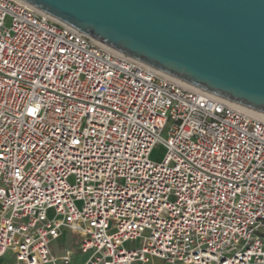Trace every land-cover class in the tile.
<instances>
[{
    "label": "built area",
    "instance_id": "built-area-1",
    "mask_svg": "<svg viewBox=\"0 0 264 264\" xmlns=\"http://www.w3.org/2000/svg\"><path fill=\"white\" fill-rule=\"evenodd\" d=\"M245 108L0 0V264H264Z\"/></svg>",
    "mask_w": 264,
    "mask_h": 264
},
{
    "label": "water",
    "instance_id": "water-1",
    "mask_svg": "<svg viewBox=\"0 0 264 264\" xmlns=\"http://www.w3.org/2000/svg\"><path fill=\"white\" fill-rule=\"evenodd\" d=\"M194 87L264 114V0H22Z\"/></svg>",
    "mask_w": 264,
    "mask_h": 264
},
{
    "label": "rangeland",
    "instance_id": "rangeland-1",
    "mask_svg": "<svg viewBox=\"0 0 264 264\" xmlns=\"http://www.w3.org/2000/svg\"><path fill=\"white\" fill-rule=\"evenodd\" d=\"M162 156H163V147L162 146H158L155 149L154 154L152 155V159L159 160ZM70 238H71V236H68V238H67V240L69 239V242H71ZM63 242H65V240ZM69 242H67L66 246L69 245ZM59 244H60V240H57V241L53 242L52 245H51L53 250H54V252H55V254H57V255L63 254V252L58 247ZM68 247H71V245L68 246ZM79 255H80L79 257L81 259L80 262H83L86 259V255H83V254L81 255L80 253H79ZM137 264H140V263H137ZM147 264H169V263L166 262V261L154 258V259H151L150 262H148Z\"/></svg>",
    "mask_w": 264,
    "mask_h": 264
},
{
    "label": "bare ground",
    "instance_id": "bare-ground-1",
    "mask_svg": "<svg viewBox=\"0 0 264 264\" xmlns=\"http://www.w3.org/2000/svg\"><path fill=\"white\" fill-rule=\"evenodd\" d=\"M245 109L248 110L249 112L253 113L254 115L258 116L259 118L264 119V114L263 113H260L258 111H255V110H252V109H249V108H245Z\"/></svg>",
    "mask_w": 264,
    "mask_h": 264
}]
</instances>
